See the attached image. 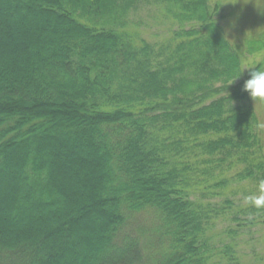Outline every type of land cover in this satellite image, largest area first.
Instances as JSON below:
<instances>
[{
  "label": "trees",
  "instance_id": "obj_1",
  "mask_svg": "<svg viewBox=\"0 0 264 264\" xmlns=\"http://www.w3.org/2000/svg\"><path fill=\"white\" fill-rule=\"evenodd\" d=\"M135 2L0 0V264H210L193 161L218 177L240 162L264 192L249 73L230 85L240 57L208 0H169L201 29L175 31L187 41L161 59L105 25Z\"/></svg>",
  "mask_w": 264,
  "mask_h": 264
},
{
  "label": "rangeland",
  "instance_id": "obj_2",
  "mask_svg": "<svg viewBox=\"0 0 264 264\" xmlns=\"http://www.w3.org/2000/svg\"><path fill=\"white\" fill-rule=\"evenodd\" d=\"M208 4L215 13V20L223 28L226 39L238 52L241 67L264 64V45L257 51L249 47L250 43L257 40L264 44V0H208ZM170 9L179 12V8L173 6L169 0H136L129 13L119 20L106 19L107 24L102 18L100 20L106 26L124 27L136 34L139 41L144 40L150 46L152 57L161 59V49L187 41L185 38L174 40L175 31L201 29L196 22L175 21ZM165 52L168 54L171 50L167 49ZM248 73L249 70L245 69L242 77L230 85L239 84ZM183 76L179 74L178 79ZM186 77L194 82H201V76ZM222 84L216 81L211 86L219 87ZM220 92L223 94L224 89ZM215 98L217 97L201 102L199 100L196 106L209 103ZM248 103L258 115L260 138L263 141V149L259 152L264 160V100L254 101L250 97ZM193 162L192 197L198 200L200 208L209 209L211 212V220L206 228L208 242L214 250L210 264H226L221 251L227 246L233 248L241 264H264V204L255 203L256 200H264V192L260 186L251 178H241L238 175L243 168L240 162L227 170L222 177H218V169L212 171L213 175L203 173L208 166L205 162ZM222 179H226L227 183L217 186L216 182ZM149 215L141 214V217H151Z\"/></svg>",
  "mask_w": 264,
  "mask_h": 264
},
{
  "label": "clouds",
  "instance_id": "obj_3",
  "mask_svg": "<svg viewBox=\"0 0 264 264\" xmlns=\"http://www.w3.org/2000/svg\"><path fill=\"white\" fill-rule=\"evenodd\" d=\"M245 69L249 70V78L243 84V90L254 100H264V68L261 67H243L241 73ZM241 73L232 81L234 82ZM231 82V83H232ZM257 205L264 204V200H256Z\"/></svg>",
  "mask_w": 264,
  "mask_h": 264
}]
</instances>
